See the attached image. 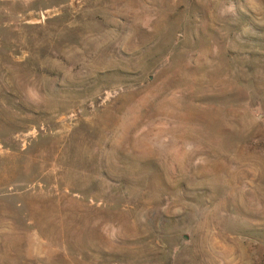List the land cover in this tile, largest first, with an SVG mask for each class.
<instances>
[{"label":"rangeland","instance_id":"obj_1","mask_svg":"<svg viewBox=\"0 0 264 264\" xmlns=\"http://www.w3.org/2000/svg\"><path fill=\"white\" fill-rule=\"evenodd\" d=\"M0 264H264V0H0Z\"/></svg>","mask_w":264,"mask_h":264}]
</instances>
